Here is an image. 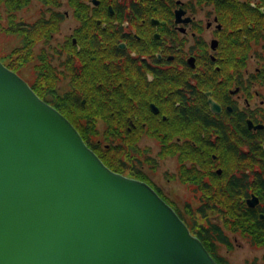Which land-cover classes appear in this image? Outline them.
Listing matches in <instances>:
<instances>
[{"label": "flooded vegetation", "instance_id": "flooded-vegetation-1", "mask_svg": "<svg viewBox=\"0 0 264 264\" xmlns=\"http://www.w3.org/2000/svg\"><path fill=\"white\" fill-rule=\"evenodd\" d=\"M38 2L49 16L36 23L47 30L69 17L52 6L81 19L43 65L69 88L65 112L102 163L151 187L178 216H205L228 250L226 234H264V0ZM98 121L109 125L100 132ZM169 159L176 171L166 183L188 189L195 207L171 201L146 174L147 163Z\"/></svg>", "mask_w": 264, "mask_h": 264}, {"label": "water", "instance_id": "water-1", "mask_svg": "<svg viewBox=\"0 0 264 264\" xmlns=\"http://www.w3.org/2000/svg\"><path fill=\"white\" fill-rule=\"evenodd\" d=\"M0 264H217L148 185L110 171L0 62Z\"/></svg>", "mask_w": 264, "mask_h": 264}, {"label": "rangeland", "instance_id": "rangeland-1", "mask_svg": "<svg viewBox=\"0 0 264 264\" xmlns=\"http://www.w3.org/2000/svg\"><path fill=\"white\" fill-rule=\"evenodd\" d=\"M31 1L29 5H25V7H17L13 6L11 8H8L5 5H1L0 12V23L3 28L7 29V25L12 24L14 28L18 27V29L26 28V30H29L31 26L35 24H40V26H43V29L48 32V38H41L38 39L32 49L31 52H25L22 50V38L23 35L19 33H4L0 32V62L5 66L6 63L10 62L13 63V65L17 66V70L19 71V74L25 78L29 82H33L35 76L37 75L38 68L37 66H40L47 58L54 55L51 53H54V46H60L61 44H66L65 40L68 39L72 34L74 33L73 28L76 26H81V19L79 16L73 15V11L67 4H64L63 6L60 5L58 8H54L52 6V10H55L59 12L60 14L64 15L66 12H69V17L63 18L61 21L58 22L57 25H54V27L57 30H51L44 28V24L42 23H36L39 21V18L41 16L48 17L49 15H45V12L47 10L45 8H41V5L38 1L42 0H29ZM28 1V2H29ZM51 2L57 1L58 3H61V1H68V0H50ZM9 20V21H8ZM24 23V24H22ZM54 24L55 22H51ZM46 39H48L46 41ZM69 41V39L67 40ZM25 53H27V56L24 57ZM1 56H6V60L3 59ZM45 58L44 60H42ZM56 63V62H55ZM48 71V70H47ZM50 72V71H48ZM56 87L59 89V94L61 95L62 90H68L69 88L62 87V84L56 82ZM62 89V90H61ZM79 125L82 126L92 125V121H86L83 120L78 121ZM109 125L108 121H98L97 125L95 124V128L98 131H102V129L107 128ZM105 136H96L94 139H99L101 141L100 145H110V141L108 137ZM144 143L143 145H151L154 149V152H152L151 156H155L158 152L157 146L154 141H147L146 138L143 139ZM112 144V143H111ZM113 149V148H112ZM111 149V150H112ZM108 150L107 151H111ZM122 159L124 155H121ZM158 164L155 165L154 169H152V166L147 163L145 165V172L151 180L156 183L155 185L160 186L162 189H164L165 192H168L170 195L171 201L176 202L177 205L180 207L183 205L184 202H188L192 204L194 207L196 205V201L194 199H190V193L189 190L186 188H183L181 185L177 183H166L165 179L166 177H169L174 171H176L175 168V161L172 159H169L167 161H160ZM174 169V171H173ZM166 174V176H165ZM196 216H186V222L189 225H193V218ZM214 220H218L217 218ZM198 223H204L203 219H198ZM229 235V241L232 243V249H226L223 246L217 245L216 252L218 256L223 257L227 264H264V245H259L254 242L252 237L245 236L246 234H243L241 236L233 234H226Z\"/></svg>", "mask_w": 264, "mask_h": 264}, {"label": "trees", "instance_id": "trees-1", "mask_svg": "<svg viewBox=\"0 0 264 264\" xmlns=\"http://www.w3.org/2000/svg\"><path fill=\"white\" fill-rule=\"evenodd\" d=\"M29 0H0V8L1 5H5L8 8H11L13 6H22L24 3L28 2ZM1 16V12H0ZM0 32L4 33H19L23 35L22 38V50L25 52H31V49L34 45V43L41 38H48V32L43 29V26H40V24H35L31 26L29 30H26V28L18 29V27L14 28L12 24L7 25V29L3 28L0 23ZM27 53H25L24 57L27 56ZM6 60V59H5ZM42 63L40 66H37L38 71L37 75L34 78V81L27 82L29 87L32 89V91L45 103L52 106L54 109H56L61 115L68 116L66 114V108L65 104L63 102L62 96L59 94V89L56 87V79L52 76L50 72L47 71L45 66ZM6 67L18 74L17 66L13 65V63H6ZM79 109H84V106L79 105ZM72 123L77 126V124L72 121ZM73 125V126H74ZM76 128V127H74ZM77 130V129H76ZM81 136V135H80ZM82 140L87 143V138L84 136H81ZM111 150V148H109ZM109 152V151H107ZM179 218L183 221V223L187 226L190 233L194 236H197V238L202 242L204 247L209 250L213 249L214 251V260L218 264H225V262L220 263L218 260H216L217 252L215 247L217 245H222L223 243H226L224 233L217 228V226L210 224V222L207 220L205 216H196L193 218V225H189L186 222L185 217ZM198 219H203L204 223H198ZM252 239L255 243L259 245H264V234L262 233H254L252 234ZM217 244V245H216ZM229 245V244H228ZM211 247V248H210ZM227 264V263H226Z\"/></svg>", "mask_w": 264, "mask_h": 264}, {"label": "bare ground", "instance_id": "bare-ground-1", "mask_svg": "<svg viewBox=\"0 0 264 264\" xmlns=\"http://www.w3.org/2000/svg\"><path fill=\"white\" fill-rule=\"evenodd\" d=\"M78 109H79V108H78ZM80 110H82V109H80ZM62 116H63V115H62ZM63 117H64V118H65V119H66V120H67L72 126L74 125V124L72 123L73 120L70 119L69 116H66V117L63 116Z\"/></svg>", "mask_w": 264, "mask_h": 264}]
</instances>
